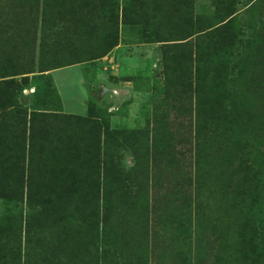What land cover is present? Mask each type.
<instances>
[{
    "label": "rangeland",
    "instance_id": "rangeland-1",
    "mask_svg": "<svg viewBox=\"0 0 264 264\" xmlns=\"http://www.w3.org/2000/svg\"><path fill=\"white\" fill-rule=\"evenodd\" d=\"M0 264H264V0H0Z\"/></svg>",
    "mask_w": 264,
    "mask_h": 264
}]
</instances>
